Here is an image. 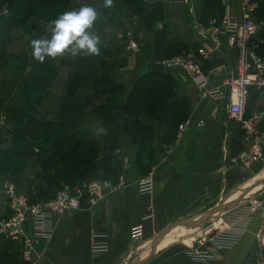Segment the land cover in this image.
I'll use <instances>...</instances> for the list:
<instances>
[{
    "label": "crops",
    "instance_id": "0c3cea01",
    "mask_svg": "<svg viewBox=\"0 0 264 264\" xmlns=\"http://www.w3.org/2000/svg\"><path fill=\"white\" fill-rule=\"evenodd\" d=\"M158 1L163 19L155 23L156 27L165 24L175 36L195 44V49L182 53L192 56L207 75L206 89L218 87L226 76L235 73L236 49L226 45L223 38L219 47L212 49L208 39L199 37L193 29L194 22H206L197 19L199 0ZM220 4V13L224 9L232 12L238 10L237 0H220ZM136 44L137 50L131 51L134 60L133 70L130 69L131 78L125 88L137 75L147 71L149 57L138 49L141 43ZM263 48L264 42L260 50ZM219 65H222V69H217ZM168 72L175 81V95L187 99L183 131L177 135L176 130L168 143L154 141L149 156H142L143 167L139 169L131 160L127 165H122V149L117 144L113 152L120 161L113 178L107 179L112 185L119 186L112 191L104 188L103 197L91 208L83 200L80 209L57 214L53 218L50 239L35 242L36 251L40 253V259L35 264H134L143 259L140 264H196L186 252L201 245L198 240L200 223L205 214L219 204V195L230 190L232 195L250 181L264 178V169L250 175L257 171L262 161L246 169L228 165L225 168L224 157L241 146L240 129L237 122L228 117L225 100L219 94L211 98L202 95L192 81L178 70L170 69ZM263 107L262 101L255 100L250 111ZM148 122L158 135L166 134L163 125L151 120ZM123 137L120 134L117 142ZM105 151L108 152L107 149ZM150 171L153 176L156 234L161 233L153 252H150L152 238L139 237L136 231L139 219L136 181ZM238 196L230 198L228 195L230 199H222L221 202ZM256 197L264 199V189ZM4 201L0 192V219L6 218L9 213ZM258 225V215L255 214L232 246L217 250L214 261L220 264H246L249 257L260 250L254 236ZM97 228H104L108 235V249L101 254H93L89 250V233ZM164 235L166 238L160 241ZM202 244L205 246L206 242ZM3 250L0 264H27L20 256L18 241L0 238V252Z\"/></svg>",
    "mask_w": 264,
    "mask_h": 264
},
{
    "label": "trees",
    "instance_id": "16d2710c",
    "mask_svg": "<svg viewBox=\"0 0 264 264\" xmlns=\"http://www.w3.org/2000/svg\"><path fill=\"white\" fill-rule=\"evenodd\" d=\"M255 1L254 15L264 20V0ZM118 2L127 15L137 20L128 27L133 39L138 41L139 30L149 35V40L142 39L140 49L152 60L161 61L196 48L188 39L173 36L165 24L156 27L155 23L163 19L158 0ZM70 5L71 0H0V7L7 11L0 14V71L8 65L11 54L7 48L14 31L26 25L30 18L49 22L69 11ZM221 9L220 0H199L197 19L204 22L218 16ZM99 24L97 20L94 26ZM261 52L264 53V48ZM103 56L110 55L101 45L98 56L73 57L71 72L57 98L49 96L48 91L56 76L51 60L46 58L44 63L34 58L19 60V68L23 73L26 71L19 80L16 107L4 108L12 126L7 131L8 145L0 144V179L12 182L26 194L29 202L52 197L63 184L113 178L120 161L113 150L120 134L124 141L136 147L134 166L143 167L142 156H149L152 143L170 142L177 125L185 120L187 99L175 95V81L168 71L160 74L143 71L125 88L112 76V65ZM256 93H249L244 117L251 112ZM46 102L48 107H44ZM86 108L98 118L101 139L104 144L108 143V152L101 155L93 140H82L75 134ZM149 120L163 125L166 134L158 135ZM257 128L264 130V118L257 122ZM4 252H0L1 261Z\"/></svg>",
    "mask_w": 264,
    "mask_h": 264
},
{
    "label": "built area",
    "instance_id": "2783aa9c",
    "mask_svg": "<svg viewBox=\"0 0 264 264\" xmlns=\"http://www.w3.org/2000/svg\"><path fill=\"white\" fill-rule=\"evenodd\" d=\"M147 1V0H146ZM237 12L224 9L218 16L209 17L204 24L194 22L193 29L201 38L208 39L212 49H217L223 38L226 45L236 49L235 73L226 76L218 87L206 89L205 75L195 59L188 54H178L162 62L164 69L178 70L190 79L202 95L209 98L219 94L225 100V111L229 118L237 122L241 131V146L232 155L225 156L226 166L243 169L264 161V132L257 128V122L264 118V107L256 108L243 116L246 101L251 91H256L257 101L264 103V53L260 46L264 42V20L254 15L255 0H237ZM5 13L6 9L1 8ZM126 49L137 50L130 28L125 30ZM217 69H222L219 65ZM6 127L5 114L0 112V137ZM184 124L177 125V135ZM122 165L129 160L121 156ZM0 192L9 213L0 219V238L18 241L19 253L24 262L35 264L40 259L36 251L37 240H48L52 235L53 218L64 211L78 210L84 200L88 208L93 207L103 197V189L111 191L119 185H112L107 178H90L63 184L56 193L46 199L29 202L26 194L6 180L0 179ZM152 172L136 181V210L139 216L136 231L139 237L153 238L155 224ZM258 215L259 225L254 233L260 250L251 255L246 264H264V199L250 196L240 200L228 209H221L210 215L199 227L201 245L189 248L186 254L196 264H220L214 261L219 249H227L246 230L253 215ZM27 228V230H26ZM206 242L205 246L202 244ZM108 249V235L104 228L93 229L89 233V250L93 254L105 253Z\"/></svg>",
    "mask_w": 264,
    "mask_h": 264
},
{
    "label": "rangeland",
    "instance_id": "374dc122",
    "mask_svg": "<svg viewBox=\"0 0 264 264\" xmlns=\"http://www.w3.org/2000/svg\"><path fill=\"white\" fill-rule=\"evenodd\" d=\"M83 4L92 5L98 10L99 17L97 20L100 22V24L95 25L92 31L101 38V45L104 51L110 55L103 56V58H105L106 61L111 63L112 76L115 77L117 81L126 85L129 78H131L130 69L133 70L134 60L131 57V53L133 52H129L125 48L127 43L125 30H127L131 23H136L137 20L133 19V17L125 13L124 9L120 6L118 0H114V6L109 9L102 8L103 2L101 0H72L70 10L78 9ZM102 9L103 11H101ZM6 13L7 11L5 13L0 12V14ZM107 18L110 19L106 20ZM48 23L49 22L43 23L38 21L37 19L30 18L26 25L14 31L12 34V41L7 48L11 56L8 60L7 67L4 70L0 71V105L2 106L0 112L2 114H5L6 118V127L3 131L4 135L1 136L2 138L0 139L1 145H8L9 133H7V131L12 126V121H10L8 116H6L7 114L5 113L4 108L6 105H10V103L16 102L15 99L17 96L18 85H20L19 80L22 74H24L26 71L25 70L23 73L22 70L19 68V60L21 61L22 58H33L29 55L32 51L30 41L32 39L40 37H47L49 35L47 30ZM103 29L106 31L103 32ZM172 35L173 33L170 36L172 37ZM170 36L168 35V38H170ZM137 38V42L142 43L143 40H149V35L139 30ZM143 50L144 49L141 48V53L145 55V52ZM47 59L51 60V63L54 64V66L56 67V76L52 79L51 84L48 87L49 96L57 98V96L61 94L62 86L71 72V62L73 60V57L66 53L62 57H57L55 59ZM82 89H84V87ZM44 105V107H48L49 103L46 102L44 103ZM89 111H91L89 108H86L84 110L85 116L83 119H81V122L78 124V127L75 130V134L77 137L79 136L82 140H93L98 149V152L100 151L98 155H101V153L104 152L107 148L108 143L105 142L104 144L101 139L102 137L100 134L98 118L94 114L89 113ZM5 132L7 134H5ZM116 143L119 144L120 149H122L120 157L126 156L129 161L131 160L133 162V160L135 159L136 147L133 145L131 146V144H128L127 141H124V137ZM263 169L264 161L260 163L259 167H257V171L251 172L250 175H255ZM250 182L247 183L245 186L249 185ZM243 186H241L240 189H242ZM240 189L236 190L234 192L235 194L233 193L232 195H230L232 193L231 190L220 194L218 200L219 204L221 203L222 199L224 200L228 198V195L230 198L237 194L240 195V192L242 191H240Z\"/></svg>",
    "mask_w": 264,
    "mask_h": 264
},
{
    "label": "clouds",
    "instance_id": "9594fccd",
    "mask_svg": "<svg viewBox=\"0 0 264 264\" xmlns=\"http://www.w3.org/2000/svg\"><path fill=\"white\" fill-rule=\"evenodd\" d=\"M113 6L114 0H103L102 8ZM98 17V10L89 4L58 14L48 23L47 37L30 41L33 58L44 63L46 58L55 59L66 53L72 57L100 55L101 38L92 31Z\"/></svg>",
    "mask_w": 264,
    "mask_h": 264
},
{
    "label": "water",
    "instance_id": "95a60500",
    "mask_svg": "<svg viewBox=\"0 0 264 264\" xmlns=\"http://www.w3.org/2000/svg\"><path fill=\"white\" fill-rule=\"evenodd\" d=\"M29 55H30L31 57H33V56H32V51L30 52ZM146 68H147V71H150V72H153V73H156V74H160V73H163L164 71H168V70L164 69V66H163V63H162V62L154 61V60H152L150 57L147 59V66H146ZM16 104H17V102H13V103H11V104L9 105V108H10V109H13V108L16 106ZM260 181H262V182L264 183V178H263V180L261 179ZM258 182H259V181H254V182L250 183L248 186H246V187L240 192V196H239L238 198H236V199H231V200H229V201H227V202H225V203H223V201H222L220 204H218L217 206H215L214 208H212L211 210H209V211L205 214V216L203 217V219H202V221H201L200 224H202L203 221H204L205 219H207L208 217H210V215H212L214 212H216V211H220L221 209H228V208L234 206L235 204H237L240 200L243 199V197H244V195H245L246 193H248L253 187H255V186L258 184ZM263 189H264V184H263V186L259 187L255 192H253L251 196H255V195H257V194H258L261 190H263ZM182 223H184L185 225H190V224H188V222H182ZM160 235H161V233H158V234H156L155 236H153V238H152V242H151V244H150V252H153L154 247H155V244H156V242H157V239L160 237ZM144 260H145V259H143V260H139V261H137V262L134 263V264H140V263L143 262Z\"/></svg>",
    "mask_w": 264,
    "mask_h": 264
},
{
    "label": "bare ground",
    "instance_id": "6f19581e",
    "mask_svg": "<svg viewBox=\"0 0 264 264\" xmlns=\"http://www.w3.org/2000/svg\"><path fill=\"white\" fill-rule=\"evenodd\" d=\"M260 180H261V179H260ZM262 180H263V179H262ZM263 184H264V183H263L262 181H259L258 184H257L255 187H253L248 193H246V194L244 195L243 199L250 197L251 194H252L253 192H255L259 187L263 186ZM247 186H248V185H247ZM235 196H236V195H235ZM239 196H240V195H239ZM239 196H238V197H239ZM238 197H237V198H238ZM235 199H236V198H235ZM227 201H229V200H225V202H227ZM215 213H216V212H214L213 215H214ZM167 234H168V233H167ZM165 235H166V234H165ZM165 235L162 237V239H161L160 241H163V240L166 238ZM164 237H165V238H164ZM160 241H159V242H160ZM159 242H158V243H159ZM158 243H157V244H158Z\"/></svg>",
    "mask_w": 264,
    "mask_h": 264
}]
</instances>
